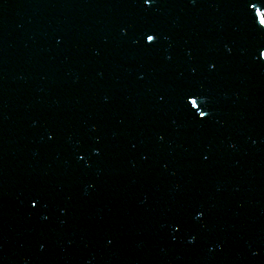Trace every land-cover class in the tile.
I'll list each match as a JSON object with an SVG mask.
<instances>
[{
  "label": "water",
  "instance_id": "water-1",
  "mask_svg": "<svg viewBox=\"0 0 264 264\" xmlns=\"http://www.w3.org/2000/svg\"><path fill=\"white\" fill-rule=\"evenodd\" d=\"M262 20L0 0V264H264Z\"/></svg>",
  "mask_w": 264,
  "mask_h": 264
},
{
  "label": "snow or ice",
  "instance_id": "snow-or-ice-1",
  "mask_svg": "<svg viewBox=\"0 0 264 264\" xmlns=\"http://www.w3.org/2000/svg\"><path fill=\"white\" fill-rule=\"evenodd\" d=\"M261 23H264V20L261 21ZM153 37H148V39L151 41ZM193 105H195V101H193Z\"/></svg>",
  "mask_w": 264,
  "mask_h": 264
}]
</instances>
